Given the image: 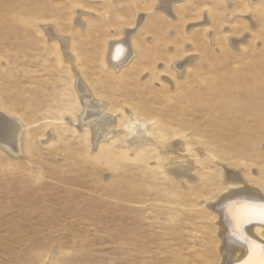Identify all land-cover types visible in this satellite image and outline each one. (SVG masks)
<instances>
[{
    "label": "rangeland",
    "instance_id": "obj_1",
    "mask_svg": "<svg viewBox=\"0 0 264 264\" xmlns=\"http://www.w3.org/2000/svg\"><path fill=\"white\" fill-rule=\"evenodd\" d=\"M230 1L182 0L172 19L159 0H0V108L26 129L22 155L0 146V264H220V165L264 191V0ZM139 13L117 70L109 42ZM86 106L102 123L78 124ZM136 120L152 137L132 146Z\"/></svg>",
    "mask_w": 264,
    "mask_h": 264
},
{
    "label": "bare ground",
    "instance_id": "obj_2",
    "mask_svg": "<svg viewBox=\"0 0 264 264\" xmlns=\"http://www.w3.org/2000/svg\"><path fill=\"white\" fill-rule=\"evenodd\" d=\"M180 1L182 0H159L155 11L166 13L172 19H178L173 7ZM231 2L233 1H230L228 6L230 7V12H233L234 4ZM241 16L248 22V24L254 26V21L250 15ZM145 17V13H139L133 27L123 28L124 36L119 39V41L109 42L107 62L110 66L115 67L118 70L119 68H122V66H126L127 63L129 64L136 56L134 48L132 47V38L142 27ZM208 23V19H204L199 23L195 22L193 24H189L187 28L190 30L191 28H196ZM48 32L51 36L55 35L54 37H58L53 27L49 26ZM245 38L246 35L242 38L231 39L233 46L237 47L240 42H244ZM82 84L79 81L78 90L80 93H84L86 90L84 88L85 86L83 87ZM86 102L92 104L88 99ZM240 110H245V113L247 114L244 115V121H248L250 118L252 119V117L255 116L260 118V114H257L260 111L255 108H248L247 110L245 108L230 109V111L234 112ZM83 113V116L80 115L81 117H79L80 121H78L80 122L78 123L80 126L84 127L88 124L95 127L97 126V122L102 123L100 122L102 114H100V112L93 111L92 107L86 106ZM147 126V123H141L137 120L128 126L129 132L134 136L133 140L130 141L132 146L138 144L139 142L141 144L142 140L143 142L151 141L150 138L152 136L150 138H142V136L149 133ZM93 130L95 137V140L93 141L100 142L108 140L107 138L110 134L107 127L95 128ZM25 131V125L20 119H18V117H13V115H10L8 112L4 111V109L0 108V146L4 150L10 152V154L14 156L20 155L22 153L23 146L22 136ZM148 135L151 134L149 133ZM52 136L55 135L53 134L49 138ZM128 144L129 143H127V145ZM220 166L222 171L220 175V184L217 186L221 187V194L217 198L212 199V204L208 203L207 208L210 213L206 211L208 213V217H210L211 220H214L215 231H213L216 236L217 252L221 258L219 262L220 264H259L260 260L264 258V215L261 214V210L264 209V191H262L261 188H258L255 183H250L246 178L247 176L245 177L239 168H229L223 164ZM172 171L173 172L170 173H173L172 175H175L180 180L179 182H185V184H187L188 181H191L196 183V180L191 174V169L188 168V166L178 167L176 170ZM201 185L203 184L200 183L196 186ZM202 194L204 195V193ZM205 196H207V194ZM204 198L206 199V197ZM211 214H213L214 217L210 216ZM218 231L220 232L218 233Z\"/></svg>",
    "mask_w": 264,
    "mask_h": 264
},
{
    "label": "snow or ice",
    "instance_id": "obj_3",
    "mask_svg": "<svg viewBox=\"0 0 264 264\" xmlns=\"http://www.w3.org/2000/svg\"><path fill=\"white\" fill-rule=\"evenodd\" d=\"M261 214L264 215V209L261 210ZM259 264H264V258L260 260Z\"/></svg>",
    "mask_w": 264,
    "mask_h": 264
}]
</instances>
